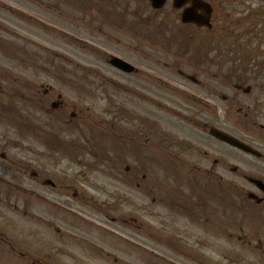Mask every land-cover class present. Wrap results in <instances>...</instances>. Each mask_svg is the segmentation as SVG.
<instances>
[{
	"label": "flooded vegetation",
	"instance_id": "af4514ba",
	"mask_svg": "<svg viewBox=\"0 0 264 264\" xmlns=\"http://www.w3.org/2000/svg\"><path fill=\"white\" fill-rule=\"evenodd\" d=\"M188 5L177 10L178 19ZM1 8L7 6L1 4ZM97 21L107 25L115 22L110 15L104 21L98 15ZM13 22L14 18L0 17V263L138 264L146 251L143 243L150 246L151 264L262 262L264 174L255 163H261L264 155L258 157L216 139L209 133L211 127L226 130L218 123H209L203 98L197 92L185 91L182 85L163 81L178 78L196 90L205 87L200 73L177 70L174 77H158L151 75V68L144 71L132 62L131 71H122L109 65L110 58L118 55L105 53L115 75L104 78L99 86L103 87L111 119L106 132L98 128L96 138L109 139L107 148L97 147L99 154L108 157L100 156L104 163L81 164L76 150H59L60 141L52 136L51 127L70 126L79 118L71 110L70 120H65L66 101L59 86L63 72L53 62L57 52L43 63L42 46L27 39L24 29ZM180 24L182 28L203 30L194 24ZM143 49L134 48L137 55L144 53ZM45 75L54 83L46 82ZM121 76L140 78L123 83ZM132 82L136 86L131 88L128 83ZM237 87L234 85V91L243 92ZM127 99L132 100V108L127 106ZM243 120L246 122L235 136L256 148L252 137L264 135V123L253 116ZM222 147L240 154L237 165L226 162ZM67 152L73 153L71 166L52 168L49 173L37 164L40 159L50 160ZM219 153L220 157L216 155ZM104 165L119 175L116 181L124 189L131 191V214L127 218L115 219L95 210L94 221H90L84 212L88 200L93 202L85 187L93 193L100 190L88 175ZM224 168L245 183L236 190L237 199L233 198L234 187L219 174ZM138 192L149 201L146 216L139 212ZM117 195L120 199V192ZM42 206L50 216L46 221L40 214ZM17 217L28 218L34 228H27L31 225L21 224Z\"/></svg>",
	"mask_w": 264,
	"mask_h": 264
},
{
	"label": "rangeland",
	"instance_id": "374dc122",
	"mask_svg": "<svg viewBox=\"0 0 264 264\" xmlns=\"http://www.w3.org/2000/svg\"><path fill=\"white\" fill-rule=\"evenodd\" d=\"M206 1L213 8L211 29L196 30L180 27L177 9L172 8L171 0H167L160 10L151 8L150 0H86V7L83 0H0V5L7 6L0 9V17L9 21L14 18L15 23L12 24L24 29L27 39L35 40L42 46L43 63L48 56L57 52V61H53L51 57L48 60L58 64L63 72L59 86L64 102L66 101L65 120H70L71 110L79 117L70 126L59 124L57 128L51 127L52 136H56L60 141L59 150L73 148L77 151L81 164L104 163L105 159H100V156L108 157V154H99L97 147L107 148L110 145L109 139H95L98 130L103 129L106 132V124L111 119L107 114L103 87L99 86L104 78L115 75L107 65L105 53L115 54L129 63L139 64L140 68H145L144 71H148L146 67L151 68L152 76L174 77L178 73L177 70L187 74L200 73L199 78L205 87L196 90L193 86H185L188 82L181 83L178 78L163 81L174 86L182 85L185 91L197 92L203 98V103L208 106L209 123L215 126V123H218L217 126H221L228 133L236 135L241 124L246 122L243 120L246 116L256 117L257 122L264 123V75H255L251 68L247 69L249 65H245L242 59L245 52L249 53L258 47V54L262 50L264 54V0ZM12 10L19 13L9 14L8 11ZM83 12H88L87 16H83ZM97 14L102 17V21L110 15L115 20L114 25L98 23ZM130 26L131 31L128 32ZM136 46H144V53L137 55L134 50ZM229 52L242 62L238 60V63H232L227 56ZM147 55L148 59L145 58ZM148 62L154 65L148 66ZM217 72L220 74L213 79ZM45 78L46 82L55 81L48 75H45ZM135 78L121 76L119 79H123L122 82L125 83ZM240 82L244 83L243 86H251L249 95L234 91V85ZM128 85L131 88L136 86L133 82ZM117 96L122 100V96ZM126 101L127 106L132 108V100ZM250 104V108H245ZM137 105L135 103V108ZM241 106L244 108L239 110ZM49 118L51 119V116ZM252 140L256 149L264 155V135L254 134ZM222 148L225 149L223 154L228 160L226 162L237 165L240 154L227 147ZM72 154L67 152L54 155L50 160H38L37 164L39 168L51 173L52 168L71 166ZM216 155L221 156L220 153ZM262 163L264 159L255 165L262 167L259 171L264 174ZM100 168L88 175V180L97 182L100 190L97 189L93 193L91 188L85 187L93 195V202L88 200L89 206L84 212H87L90 221H94L92 212L95 210H102L115 219H120L121 216L127 218L131 214L130 189H124V186L116 181L119 175L107 165ZM219 174L234 187L233 198L237 199L239 192L236 190L245 184L244 181L225 168L221 169ZM136 202L139 212L146 216L149 206L146 196L138 192ZM74 208L76 212L79 211L76 206ZM40 214L44 220L50 217L44 206ZM16 219L25 226L31 225L26 226L27 228H34V223L26 221L28 218ZM43 228H47L45 224ZM261 238L264 249V236ZM236 245H240V242ZM146 247H142L146 251L142 252L143 256L138 264H151L150 250ZM261 260L258 264H264V252Z\"/></svg>",
	"mask_w": 264,
	"mask_h": 264
},
{
	"label": "water",
	"instance_id": "95a60500",
	"mask_svg": "<svg viewBox=\"0 0 264 264\" xmlns=\"http://www.w3.org/2000/svg\"><path fill=\"white\" fill-rule=\"evenodd\" d=\"M166 0H151L152 7L161 8V6L165 3ZM190 2V6L186 7L182 10L180 19L183 23H194L198 27H208L210 28V14L212 12V8L209 6L207 2L204 0H173L172 5L174 8L181 9L182 5ZM201 11L202 13H198ZM118 68L124 70H131L128 68V64L121 59L114 58L112 61ZM130 67V66H129ZM211 134L217 136L219 139L228 142L229 144H234L237 147L244 148L247 150L244 143H240L236 138L231 135H228L223 132H218L216 129H211Z\"/></svg>",
	"mask_w": 264,
	"mask_h": 264
},
{
	"label": "trees",
	"instance_id": "16d2710c",
	"mask_svg": "<svg viewBox=\"0 0 264 264\" xmlns=\"http://www.w3.org/2000/svg\"><path fill=\"white\" fill-rule=\"evenodd\" d=\"M264 34V33H263ZM259 47L256 50L250 51L249 53H246L243 56V61L245 63V65H249L247 69L249 68H257L259 69H263L264 68V54L262 53V51H260V53L258 54V50ZM253 52V55L251 56V53ZM228 59L232 62V63H238V60L242 62L241 59H239L238 57L236 58V56H232V53H227ZM252 66V67H250ZM260 71V70H259ZM259 71H254L253 73L259 74Z\"/></svg>",
	"mask_w": 264,
	"mask_h": 264
}]
</instances>
